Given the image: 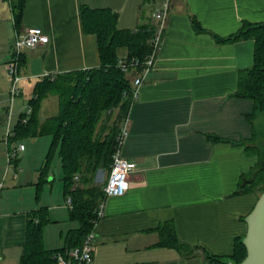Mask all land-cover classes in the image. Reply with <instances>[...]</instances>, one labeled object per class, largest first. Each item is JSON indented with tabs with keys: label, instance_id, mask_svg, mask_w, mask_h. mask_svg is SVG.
<instances>
[{
	"label": "crops",
	"instance_id": "0c3cea01",
	"mask_svg": "<svg viewBox=\"0 0 264 264\" xmlns=\"http://www.w3.org/2000/svg\"><path fill=\"white\" fill-rule=\"evenodd\" d=\"M84 5L117 12L118 27L133 30L151 23L154 10L162 3L161 0H25L19 30L13 13V24L7 14L0 20V25H5L0 26V52L7 55L2 60L6 75L5 64L12 59L15 43L29 28H40L49 42L24 50L21 80L100 67L98 38L84 32L81 18ZM194 19L204 32L195 31ZM244 22H264V0H173L154 67L130 111L129 135L121 156L131 168V187L124 196L107 200L104 217L95 228L92 264H212L200 248L229 257L234 252L235 239L247 234L245 220L263 193L261 188L245 195L234 193L243 175L264 169V117L261 112L253 116L254 101L233 94L239 72L254 64L255 43L252 40L218 43L215 39L237 33ZM6 93V87L0 88V96ZM42 108V120L59 111L58 107L55 115L43 116ZM0 121L3 138L5 118ZM210 135L225 141L212 142L208 139ZM12 146L8 144V150L0 147V171L8 162L18 166L19 154L27 152L24 148L17 152L16 158H11ZM248 146L253 150L249 151ZM24 175L23 172L14 176V190L33 182L24 179ZM61 183L63 199L55 201L53 208L57 213L52 216L53 209L49 214V225L70 215L62 180ZM3 190L0 188V193ZM20 198L17 203L23 205L15 209L14 201L1 200L0 264H20L28 214L43 206L51 209L50 205L40 207L34 198L27 203L23 196ZM165 222L174 224L182 242L200 247L194 255L158 246L157 229ZM76 224L57 232L52 241L49 235L52 228L47 225L45 248L62 249L65 235L79 228Z\"/></svg>",
	"mask_w": 264,
	"mask_h": 264
},
{
	"label": "trees",
	"instance_id": "16d2710c",
	"mask_svg": "<svg viewBox=\"0 0 264 264\" xmlns=\"http://www.w3.org/2000/svg\"><path fill=\"white\" fill-rule=\"evenodd\" d=\"M11 5L15 27L19 30L25 0H11ZM81 18L84 32L98 38L101 66L39 79L29 100L31 114L28 115L27 112L21 114L13 133L8 136L9 145L24 139L45 136L53 138L36 185L37 199L40 198L43 186L48 182L50 162L58 149L63 169L64 195L67 200L70 198L72 201L70 219L77 222L79 228L70 230L65 235V245L62 249L47 250L44 245V230L51 223L49 211L47 208L31 211L28 214L26 242L20 264H56L55 254H66L74 248L81 247L94 229L98 220L97 210L105 199L104 188L114 162L122 122L131 109V103L124 100V95L130 91L135 75L142 69L138 67L126 72L118 63L122 59L144 61L154 49L156 24L153 21L133 30L120 29L117 12L85 5L81 9ZM193 26L196 32H204L195 19ZM215 39L218 43L254 41V64L251 68L239 72L238 86L233 97L254 101L256 106L254 117L260 112L263 113L264 22H244L237 33L225 38L215 36ZM24 63L22 54L19 61L20 71ZM51 97L58 98L59 111L57 115L42 120L40 117L42 104ZM208 139L212 142L225 141L214 135L208 136ZM247 149L253 150L249 146ZM100 171L107 174L101 185L97 181ZM258 188L264 193L263 168L256 174L243 175L234 196L249 194ZM157 230L160 233L159 247L173 248L186 256L194 255L200 248H193L182 242L171 222L162 223ZM200 249L203 250L206 260L212 264H225L223 262L225 258L239 264L247 254L242 237L235 239L234 252L229 257L216 256L205 248Z\"/></svg>",
	"mask_w": 264,
	"mask_h": 264
},
{
	"label": "rangeland",
	"instance_id": "374dc122",
	"mask_svg": "<svg viewBox=\"0 0 264 264\" xmlns=\"http://www.w3.org/2000/svg\"><path fill=\"white\" fill-rule=\"evenodd\" d=\"M162 1L163 0H161V3ZM12 13L13 12L11 9V0H5L4 4L0 3V20L4 19L7 14L10 23L13 24ZM7 24H6V28H7ZM0 26L5 27L4 23L3 25ZM5 57H7V55L1 51L0 52V84L2 86L0 88L6 87L7 93L0 96V118L2 117L5 118L4 121L5 135L3 138H1V134H0V147L8 150L7 139L9 133L14 130L15 126L17 125V123L21 118V114L26 113L30 109L29 100L32 97L34 87L38 80L35 78L31 80H29L28 78L22 79L18 84V88L21 91V94L17 98H15L14 101L12 102L10 93L13 86V78L9 74L6 64H5V70L7 72V75L4 71V64H3L4 62H2V60L5 59ZM10 109L12 110V112L8 114V111ZM42 109H43L42 110L43 116L55 115L58 111V98L52 97L47 101L43 102ZM2 126L3 124H1L0 121V127ZM52 142H53V138L49 136V137H40L37 139H24L13 144V146L11 147L12 152H15L21 146H24V148L27 149V152L19 154L18 158L20 160V163L18 164V166H16L15 164H9L8 162L6 163L7 164L6 167L0 171V177H1L0 186L4 188V190L1 191V193L3 192L2 195L4 196H0V204H1V200L8 198L12 200V202L14 201V205L12 206V208L15 209L23 205V204L19 205L17 203L18 199H21L20 196H23V198H25L26 203L29 202V199L32 200L34 198L36 200V204L39 205L40 207L43 205H50L51 209L50 211L48 209V211L49 214H52V210L54 209L53 205L55 204V201L57 199L59 200L63 199L61 193L62 190L61 180L63 178V169L59 159L58 149L54 153L53 158L50 162L49 174L47 178L48 182L43 186L39 199H37L38 189L36 186L38 183L36 177L39 176L38 173L41 171L44 162L46 161V158L51 149ZM23 172L25 173L24 179H29V182L30 181L34 182V179H36L37 183L35 182V184H33V182H30V184H28L27 186L24 185L23 189H20L22 187H18L19 189L14 190L12 184V182H14V176L15 175L21 176ZM106 178H107V174L100 171L97 178L98 184L101 185ZM51 181H53L52 184ZM63 205L64 206L66 205L65 200L63 201ZM26 207H28V204H26ZM41 208H47V206H43ZM56 213L57 212L54 209L52 216L56 215ZM58 219L59 222L54 223L55 225L51 224L48 226V228H52L51 231H49V235H51L52 237L51 241L54 240V237L56 236L57 232H59L60 230L66 231L67 229L71 228L74 224H76V222L71 221L70 215L68 216L67 219L64 218H58Z\"/></svg>",
	"mask_w": 264,
	"mask_h": 264
},
{
	"label": "built area",
	"instance_id": "2783aa9c",
	"mask_svg": "<svg viewBox=\"0 0 264 264\" xmlns=\"http://www.w3.org/2000/svg\"><path fill=\"white\" fill-rule=\"evenodd\" d=\"M172 2L173 0H163L161 7L155 9L152 14V21L156 23V31L153 39L154 49L152 54L144 61H140L138 59H133L131 61L122 59L118 63V66L126 72L130 71L131 69H136L138 67L142 68L141 71L135 75L132 81L130 91L126 92L124 95V100H127L131 103V109L134 103L137 102V100L139 99L141 88L146 80V77L154 67L156 56L164 40L166 25L171 11ZM48 42V36H46L40 28L27 29L25 35L16 41L12 59L6 64L9 74L13 78V86L10 93L12 102L21 94V91L18 88V84L21 80L19 72V61L21 55L23 54L25 49H34L39 45L47 44ZM27 113L28 115L31 114V109H29ZM24 122H26V120H24ZM129 126L130 113L122 122L120 135L118 136V144L114 155V162L111 168L107 185L104 188L105 199L100 204L97 210L98 220L95 223L94 229L87 236L84 244L81 247L74 248L68 251L66 254H55L56 264L93 263V245L97 237L95 228L97 223L104 217L106 202L109 198L124 196L130 190L131 187V168L129 162L121 156L122 148L129 135ZM12 133L13 131L9 133V136ZM23 150L24 146H21L13 154H11L10 157L16 158L17 152ZM76 179H78V177H76ZM0 188H2V186H0ZM68 204L69 207L72 206V201L70 198L68 199Z\"/></svg>",
	"mask_w": 264,
	"mask_h": 264
},
{
	"label": "water",
	"instance_id": "95a60500",
	"mask_svg": "<svg viewBox=\"0 0 264 264\" xmlns=\"http://www.w3.org/2000/svg\"><path fill=\"white\" fill-rule=\"evenodd\" d=\"M260 115L264 117V112ZM245 221L248 231L242 237V243L246 247L247 254L239 264H264V193L259 197L254 209ZM223 262L225 264H237L228 258L223 259Z\"/></svg>",
	"mask_w": 264,
	"mask_h": 264
}]
</instances>
